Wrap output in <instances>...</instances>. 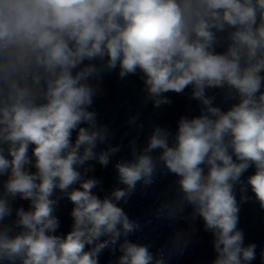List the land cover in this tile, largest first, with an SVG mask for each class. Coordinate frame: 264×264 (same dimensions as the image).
<instances>
[{"label":"clouds","instance_id":"1","mask_svg":"<svg viewBox=\"0 0 264 264\" xmlns=\"http://www.w3.org/2000/svg\"><path fill=\"white\" fill-rule=\"evenodd\" d=\"M117 69L139 74L154 108L187 88L201 108L175 133L152 126L142 147L130 114L128 154L101 198L93 162L107 167L124 144L93 104ZM138 190L151 201L143 222L121 206ZM253 198L264 210V0H0V264H100L105 250L114 264H172L198 220L211 264H252L257 244L238 225ZM146 227L170 229L155 252L130 239Z\"/></svg>","mask_w":264,"mask_h":264}]
</instances>
